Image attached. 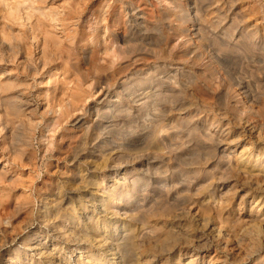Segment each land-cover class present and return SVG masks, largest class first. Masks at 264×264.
I'll return each mask as SVG.
<instances>
[{
  "label": "rangeland",
  "instance_id": "obj_1",
  "mask_svg": "<svg viewBox=\"0 0 264 264\" xmlns=\"http://www.w3.org/2000/svg\"><path fill=\"white\" fill-rule=\"evenodd\" d=\"M6 4H20V14L8 18ZM11 37L21 46L14 57L5 47ZM6 82L18 86L0 92V262L16 247L12 237L49 250L55 241L61 264H108L120 253L129 264H175L178 254L180 263L202 253L213 259L216 246L197 219L218 222L219 204L203 200L223 180L220 155L204 149L199 134L223 132L235 154L256 142L250 128L264 123V0H0ZM15 94L22 105L11 118L2 99ZM117 107L123 112L103 115ZM7 119L9 132L21 124L16 151L2 129ZM254 195L251 187L247 196ZM105 196L117 204L108 214L99 205ZM237 203L222 214L240 223L247 211ZM122 221L133 226L125 241L116 233Z\"/></svg>",
  "mask_w": 264,
  "mask_h": 264
},
{
  "label": "bare ground",
  "instance_id": "obj_2",
  "mask_svg": "<svg viewBox=\"0 0 264 264\" xmlns=\"http://www.w3.org/2000/svg\"><path fill=\"white\" fill-rule=\"evenodd\" d=\"M20 8H21L20 4L14 8H11V6L6 4V12H5L6 16L8 18H13L16 14L19 15L20 14ZM25 17H26V19H28L27 13L25 14ZM118 18H119V16L114 14L113 15V23H115V21L118 20ZM103 21H104V19H103ZM54 29H56V28H54ZM35 37L36 36H33V39ZM15 40H16V37H11L10 40L8 39V44L5 45L6 50L11 54L12 57L16 56L21 51L20 44L16 43ZM9 41H11V42H9ZM45 44H47V43L44 42L43 45H45ZM84 47H85V42H84V44H78L77 43L74 48L72 47L73 49H77L79 51L78 54H75L74 58H77L80 56L81 51ZM40 56H41L40 65L42 67H46L47 62L49 60V56L44 52V50L40 52ZM17 60H19V59H17ZM26 69H27V67H26ZM29 69H31V68H29ZM22 70L24 71V69H22ZM17 86L18 85L15 82H6L4 84H0V92H7L8 90H10L14 87H17ZM233 86H235V85H233ZM247 92H249V91L247 90ZM79 96L76 95L75 97L77 99H79ZM2 100H4V103H2V104H7L8 106L11 107V109H9L8 116H10L11 118H15L14 116H15L16 111L18 109H20V107L22 105L20 97L17 94L10 95V96L6 95V96H4V98ZM66 107H68V109L72 111L73 107H74V103L72 101H69L66 104ZM121 111L122 110L118 107L112 108V110L109 113H106L104 111L103 115L104 116H109V115L114 116L113 114L115 112L121 113ZM9 123L10 122L8 119L4 120L2 129L9 132V127H7V124H9ZM18 125H19V127L17 126V128L12 126V128H11L12 130L9 132V133H11V138L14 141L11 144L13 151H16V148L18 146L17 143L19 141L18 137H19V135L21 136L20 131H19V129L21 128V124H18ZM162 128L163 127H161V131H162ZM166 129H168V128H166ZM250 129L251 130L254 129L253 131H255V134H256L255 144L252 143L250 147H247L248 146L247 144L243 145L241 151L239 153H236V154L233 153V152H235V149L233 146L227 145L224 148L223 144L225 142V140H224L225 135H223V132H221L217 136H215L214 134L209 135V134L203 133V132L201 134H199V137L202 139L203 143L208 144L207 146H205L203 148L204 149L207 148L208 151L213 152V157H216L217 154L220 155L215 164L217 165V167L219 169H221V173H220L221 176H219V178L222 179L223 181H222L221 185H217L216 188L214 187L210 192H207L206 197L203 200L206 202V204L208 201L212 202L214 204H219V206H220V207H218L219 209L215 211V216H216L218 222L216 221L214 224V223L210 222L209 219L203 218L204 215H202V218L197 219V223L199 224V227H200V229L199 228L198 229L203 230L202 231L203 233L204 232L206 233L207 231L209 232L208 236H210V237L206 238L205 241L210 242L212 244H215L216 254L214 255L213 259H209V260H205L204 253H202L201 255L195 254L198 258H194V256H193V257H190L188 259L183 260L182 263L179 262L180 255L178 254V257H177V260L175 261V264H227L228 261H229V264H250V263L255 264V263H258V260L261 257L264 258V123H258L256 126H252ZM83 133L84 132H82V135H83ZM162 133H163V131H162ZM153 139L155 141V144L157 145V149H159L158 143H159L160 137L155 135L153 137ZM139 144L140 143H138V145ZM7 147H9V146H7ZM248 148H250V149H248ZM88 160H90V158ZM215 160H216V158H215ZM95 165H96V163L94 164V166ZM175 168H176V166H175ZM234 172H236V174H234ZM153 173L155 174V172H153ZM239 175H242L241 182H239V180H237L240 177ZM232 178H234V179L232 180V182H230V179H232ZM184 183L185 182H183V181L178 183V185L180 186V189L183 188ZM73 186H74V184H73ZM218 187H223L222 191H224V192H220ZM251 187H254L255 195L248 197L247 191H249ZM206 189L208 190V186L206 187ZM117 190L118 189H116L115 191H117ZM134 190H136V189H134ZM162 190L165 193H167V195H170L173 197L175 196V194H177L176 191H173L172 189H168L167 187H163ZM237 190H239V193L237 192ZM118 196H119L118 197V199H119L118 205H120L121 201H124L126 199V197L123 195V193L119 194ZM213 196H215V197L212 198ZM173 197H172L173 202H175V204L179 205L180 204L179 202H181V201H179L180 199L173 198ZM238 197H239V199H238ZM206 198H207V200H206ZM235 200L238 201L237 205L239 208L240 207H241V209L244 208L247 211V212L245 211L246 212L245 220L240 222V223H238L239 222V221H237L238 219H236L233 214H230V215L228 214L225 216H223V214H222L223 210L230 209L232 207ZM99 205H100L101 209L103 210V213H106V214L109 213V210L111 207L113 209L117 208V204L115 206L109 204V199L107 196H105L104 202H102V201L99 202ZM53 206H55V205H53ZM122 210L124 212L128 211V209L126 207L123 208ZM183 213L184 212H182V214H180V216H176V217H179V218L183 217ZM111 214L113 215V213H111ZM38 219H40V218H38ZM132 228H133V226L131 224H129L125 221H122L120 231L117 230L116 233H117V235L118 234H124L125 231L130 230ZM44 230H46V229H44ZM102 233H104V232H102ZM98 236H100V235H98ZM170 237H169V239L172 238V237L171 238ZM86 238H88L89 240L91 239L89 236H86ZM96 238H97V236H96ZM120 239H121L120 241H125L129 238L127 237V235L124 234ZM15 241L16 240L13 237L10 238L9 242L13 243L14 246H16V247L13 250L9 251V255H8L7 259L5 261H1L0 264H40L42 261V258H44V260L46 262H48L49 264H61V261L59 259H56L54 254H53L54 250H59V246L55 241H54V243H52V248L50 250L46 247H43V246L41 247V244L39 242L36 243L35 246L34 245L31 246V243H27V244L23 243L25 241V239L23 240V242H19L18 244H16ZM117 242L118 241H116L115 243H117ZM97 243L99 246L100 245L109 246V250L112 251V245L113 244H112V242H110L108 240V238L100 237V238H98ZM171 243H172V241H171ZM3 245H4V242L0 244V251L2 250ZM133 245H134V242H133ZM21 247L23 248L22 250H21ZM96 247H98V246H96ZM4 248H6V247H4ZM25 248L30 250V253H31L30 255H28V252L26 251ZM218 250H219V253L217 252ZM224 250H226V252H228L227 255L224 254V252H223ZM34 255L38 257L36 260L33 257ZM169 256H172V254H170ZM127 259H128L127 257H125L124 255H122L120 253V254H118V256L116 258H114L113 261L107 260V262H108V264H113V262H115V264H129V261ZM77 261H79V260H77ZM63 264H67V263L63 262ZM261 264H264V261L261 262Z\"/></svg>",
  "mask_w": 264,
  "mask_h": 264
}]
</instances>
